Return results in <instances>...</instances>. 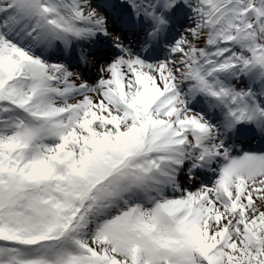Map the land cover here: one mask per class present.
I'll list each match as a JSON object with an SVG mask.
<instances>
[{"label":"snow or ice","instance_id":"obj_1","mask_svg":"<svg viewBox=\"0 0 264 264\" xmlns=\"http://www.w3.org/2000/svg\"><path fill=\"white\" fill-rule=\"evenodd\" d=\"M0 264H264V0H0Z\"/></svg>","mask_w":264,"mask_h":264}]
</instances>
